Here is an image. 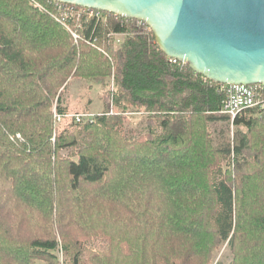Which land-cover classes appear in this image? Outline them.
<instances>
[{
	"label": "trees",
	"instance_id": "16d2710c",
	"mask_svg": "<svg viewBox=\"0 0 264 264\" xmlns=\"http://www.w3.org/2000/svg\"><path fill=\"white\" fill-rule=\"evenodd\" d=\"M50 2L0 0V264H264V116L214 145L219 84L136 20H70L74 43ZM71 79L103 111L55 133Z\"/></svg>",
	"mask_w": 264,
	"mask_h": 264
},
{
	"label": "water",
	"instance_id": "95a60500",
	"mask_svg": "<svg viewBox=\"0 0 264 264\" xmlns=\"http://www.w3.org/2000/svg\"><path fill=\"white\" fill-rule=\"evenodd\" d=\"M142 21L169 59L217 84H264V0H52Z\"/></svg>",
	"mask_w": 264,
	"mask_h": 264
},
{
	"label": "built area",
	"instance_id": "2783aa9c",
	"mask_svg": "<svg viewBox=\"0 0 264 264\" xmlns=\"http://www.w3.org/2000/svg\"><path fill=\"white\" fill-rule=\"evenodd\" d=\"M51 7L53 9V16L56 22L63 25L66 30L70 33L73 38L74 43H77L79 36L77 32L71 29L67 23L70 20L79 22L81 20L91 21L93 20L96 23L106 22L110 13L88 9L84 7H78L71 4H66L62 2L52 1ZM34 5L42 9L41 6L34 2ZM115 20H118L120 17L114 14H111ZM136 25L138 28L142 29L144 32H148L149 27L142 21L136 20ZM77 27V25H76ZM108 37L114 38V44L118 45L122 36L118 34H108ZM93 47L94 44H92ZM98 49V48H97ZM100 50V49H99ZM171 63H179L175 59H169ZM218 92L222 95L221 106L217 112L219 116L227 118L230 123L231 128L233 127V120L241 115L244 111L253 110L258 115L264 116V84L257 83L251 85H233V84H219L217 87ZM112 113V112H110ZM55 120L60 122L65 118L71 119L75 124H81L85 121H91L93 119V114H65L63 116L54 114ZM19 137V136H17Z\"/></svg>",
	"mask_w": 264,
	"mask_h": 264
},
{
	"label": "rangeland",
	"instance_id": "374dc122",
	"mask_svg": "<svg viewBox=\"0 0 264 264\" xmlns=\"http://www.w3.org/2000/svg\"><path fill=\"white\" fill-rule=\"evenodd\" d=\"M103 90L99 86H91L90 84L82 81L71 79L69 80L67 89L61 99L60 105L67 109V114H99L103 111ZM55 107V105H54ZM53 115L56 114L54 108H52ZM55 119V116H54ZM75 124L71 119L65 118L60 122L55 120V133L61 130L63 127L69 124ZM84 123V122H83ZM82 124V123H81ZM77 125V124H75ZM244 130L243 128H240ZM236 127L231 128L228 120H217L209 123V133L214 145H222L228 143L230 146L233 143L234 131ZM18 139H20V135ZM16 136V138H17ZM67 151L61 152L62 156H66ZM232 158V155L230 156ZM99 243L94 244V246ZM57 257L60 264L65 263V256L61 246L57 252ZM232 259L229 248L226 244L215 254L214 264H229ZM36 264H45L43 262H37Z\"/></svg>",
	"mask_w": 264,
	"mask_h": 264
}]
</instances>
